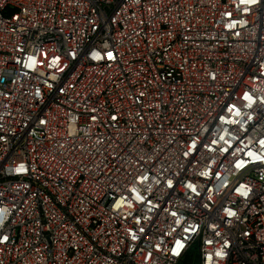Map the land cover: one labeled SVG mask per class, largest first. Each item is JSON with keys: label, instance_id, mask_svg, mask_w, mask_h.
Returning <instances> with one entry per match:
<instances>
[{"label": "built area", "instance_id": "obj_1", "mask_svg": "<svg viewBox=\"0 0 264 264\" xmlns=\"http://www.w3.org/2000/svg\"><path fill=\"white\" fill-rule=\"evenodd\" d=\"M264 264V0H0V264Z\"/></svg>", "mask_w": 264, "mask_h": 264}, {"label": "rangeland", "instance_id": "obj_2", "mask_svg": "<svg viewBox=\"0 0 264 264\" xmlns=\"http://www.w3.org/2000/svg\"><path fill=\"white\" fill-rule=\"evenodd\" d=\"M178 264H197L195 259H193L192 257L190 258H186L183 261H180Z\"/></svg>", "mask_w": 264, "mask_h": 264}, {"label": "trees", "instance_id": "obj_3", "mask_svg": "<svg viewBox=\"0 0 264 264\" xmlns=\"http://www.w3.org/2000/svg\"><path fill=\"white\" fill-rule=\"evenodd\" d=\"M190 257H192L193 259H195V261H196V256H195V251H194V248H192L186 255H185V257L181 260V261H183L184 259H186V258H190Z\"/></svg>", "mask_w": 264, "mask_h": 264}]
</instances>
